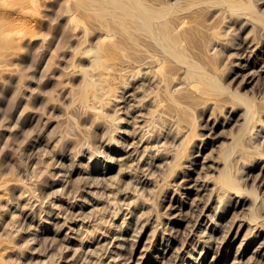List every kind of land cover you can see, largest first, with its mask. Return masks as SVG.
Segmentation results:
<instances>
[{
    "label": "rangeland",
    "instance_id": "obj_1",
    "mask_svg": "<svg viewBox=\"0 0 264 264\" xmlns=\"http://www.w3.org/2000/svg\"><path fill=\"white\" fill-rule=\"evenodd\" d=\"M137 1L0 0V264H264V0Z\"/></svg>",
    "mask_w": 264,
    "mask_h": 264
},
{
    "label": "bare ground",
    "instance_id": "obj_2",
    "mask_svg": "<svg viewBox=\"0 0 264 264\" xmlns=\"http://www.w3.org/2000/svg\"><path fill=\"white\" fill-rule=\"evenodd\" d=\"M89 1V0H88ZM105 2H115V0H103ZM133 1V0H132ZM135 5L137 4V6L140 8V11L138 12V14H135L134 17H136L142 24L144 30H146L149 35L159 39V40H163L166 41V44L164 42V44L167 46L168 50H171V41L167 38L166 33H161L160 35H156L153 31L152 28V23L153 21L157 18L158 14H156L155 12H150L147 11L143 5L137 1L134 0ZM119 9L124 10L125 8H127L128 6L126 4L123 3H119L117 6ZM105 11V10H103ZM128 13V11H127ZM94 63L95 64H99L100 63V57H96L94 58ZM115 70L113 67V64H108L106 65L103 69H101L100 71H96L93 72L92 74L89 75V79H88V86L97 88L99 91V95H88L87 99L89 98V100L94 101V102H98L105 93L104 90V86L107 85L109 83V81L111 80V71ZM188 73L191 77L193 78H197L198 80H202V82L204 83V86L206 88H215L217 87V83L212 79L209 78L208 76H206L201 70H199L198 68L194 67V66H189L188 69ZM93 80V81H92ZM225 184L227 187L230 188H234V184L231 180H229V178L225 177L224 180ZM2 195V191L0 190V196Z\"/></svg>",
    "mask_w": 264,
    "mask_h": 264
}]
</instances>
